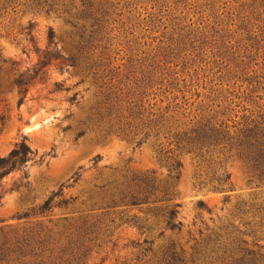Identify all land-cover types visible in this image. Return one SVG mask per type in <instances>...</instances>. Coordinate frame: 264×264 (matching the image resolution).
<instances>
[{"label": "trees", "instance_id": "trees-1", "mask_svg": "<svg viewBox=\"0 0 264 264\" xmlns=\"http://www.w3.org/2000/svg\"><path fill=\"white\" fill-rule=\"evenodd\" d=\"M19 1L0 0V10L15 8ZM148 1L153 10L166 4V0ZM181 3L183 0H175L174 4ZM25 5L64 22L69 50L59 48L56 35L50 30L48 46L40 55L38 66L15 80L20 95L18 104L24 103L30 85L45 74L44 70L55 66L61 73L71 71L80 78L77 86L88 85L92 94L88 107L81 108L77 137L90 135L98 145L117 138L135 148L149 146L168 174L164 180L144 174L94 185L86 192L87 200L83 204L90 203L92 210L102 212L101 216L81 214L77 218L65 217L55 225L49 222L51 226L38 222L25 230L3 231L0 264H89L91 252L111 242L115 222L109 219V212L120 207L147 208L145 218L127 221L140 236L146 235L133 243V247L142 252L143 264H264V246L259 245L264 240V202L243 201L239 209L240 225L228 223L207 229L206 233L199 231L196 238L183 242L179 237L183 225L177 220L181 205L176 202L175 194V183L181 178L187 156L193 162L195 188L228 192L231 173L226 162L231 158L244 165L250 182L264 184V116L247 108L240 118H230L226 109L216 111L201 107L194 111L195 102L190 101L193 97L174 96L164 107H157L146 99L148 90L154 86V75H159V90L165 87L164 92H171L169 87L174 85L177 68L189 65L193 57H199L210 45V52L217 47L222 65L240 66L241 78L249 87L260 84L264 80V28L260 26L264 15L251 5L248 15L242 16L241 51L239 43L232 44L227 30L218 31L219 23L211 27L210 37L193 29V24H180L175 38L166 42L162 59L146 66V71L140 73L142 77H136L134 83H124L116 80L120 68L112 65L106 47L112 25L117 22L115 17L122 15L117 13L119 2L25 0ZM171 7L169 5L165 11ZM27 30L33 32L34 24L29 23ZM259 58L263 62L256 70ZM78 95H74L72 101H76ZM196 97L198 99L199 95ZM46 156L49 155H39L26 140L16 144L7 155H0V208L7 194L30 189L28 164L41 166ZM99 160L97 156L94 165ZM13 174L17 177L10 185L4 182ZM73 179L75 184L80 176L75 174ZM64 189L62 185L24 217H46L55 207L67 209L77 198L63 199ZM199 210L211 213L202 201Z\"/></svg>", "mask_w": 264, "mask_h": 264}, {"label": "rangeland", "instance_id": "rangeland-1", "mask_svg": "<svg viewBox=\"0 0 264 264\" xmlns=\"http://www.w3.org/2000/svg\"><path fill=\"white\" fill-rule=\"evenodd\" d=\"M115 2L120 3L117 13L122 15L115 17L117 22L112 25L106 47L112 65L120 68L116 80L124 83H134L136 77H142L140 73L146 71V66L162 59L166 42L175 38L180 24H193V29L210 37L211 27L219 23L218 31L227 30L232 44L239 43L241 51L242 16L248 15L251 5L264 15L261 0H183L177 5L175 0H166L165 6L154 10L148 0ZM169 5L172 7L166 12ZM244 5H247L245 11ZM14 6L0 10V155H7L16 144L26 140L39 155L49 156L41 166L28 164L31 183L28 191L5 196L0 208V238L3 231L25 230L38 222L49 226V222L55 225L65 217L101 216V211H94L90 203L83 202L87 200L88 190L107 180L144 174L164 180L168 174L149 146L135 148L117 138L98 145L90 135L77 137L81 108L88 107L92 94L88 85L77 86L80 78L73 76L71 71L61 73L55 66L44 70L45 74L30 85L24 103L18 104L20 95L15 80L38 66L40 55L48 46L50 30L54 31L59 48L68 52L69 46L67 28L62 20L37 13L30 5H25V0ZM29 23L34 24L33 32L27 30ZM260 26L264 28V21ZM210 48L211 45L205 47L189 65L177 68L174 85L169 87L171 92H164L165 87L159 90V75H154L155 83L146 99L157 107H164L174 96L179 99L193 97L190 101L195 102L194 111L201 107L216 111L226 109L230 118H240L247 108L264 116V80L249 87L241 78L240 66L222 65L217 47H213L212 52ZM262 62L261 58L257 59L259 65L254 69L259 70ZM76 94H79L77 100L72 101ZM162 100L164 103H160ZM97 156L100 160L94 165ZM184 162L181 178L175 183L176 202L181 205L177 220L183 225L179 237L183 242L196 238L199 231L206 233L207 229L228 223L240 225L239 209L243 201L264 202V184L250 182L246 168L238 159L226 162L231 173V187L225 193L195 188L193 162L189 156ZM75 174L80 179L73 184ZM15 177L17 175L13 174L4 182L10 185ZM62 185L65 186L63 199L77 198L72 205L67 209L55 207L46 217H24ZM201 201L211 213L199 210ZM146 209L120 207L111 210L109 219L115 222L111 242L95 248L88 257L89 264H143L142 252L133 247V243L146 235L140 236L127 221L145 218ZM259 245L264 246V240Z\"/></svg>", "mask_w": 264, "mask_h": 264}]
</instances>
